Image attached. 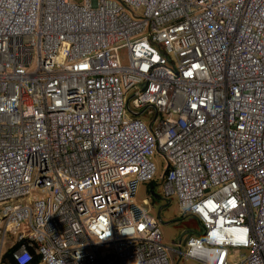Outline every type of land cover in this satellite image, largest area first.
<instances>
[{"label": "built area", "instance_id": "1", "mask_svg": "<svg viewBox=\"0 0 264 264\" xmlns=\"http://www.w3.org/2000/svg\"><path fill=\"white\" fill-rule=\"evenodd\" d=\"M151 182L264 264V0H0V264H176Z\"/></svg>", "mask_w": 264, "mask_h": 264}, {"label": "rangeland", "instance_id": "2", "mask_svg": "<svg viewBox=\"0 0 264 264\" xmlns=\"http://www.w3.org/2000/svg\"><path fill=\"white\" fill-rule=\"evenodd\" d=\"M120 53L125 54L126 49L120 50ZM124 62H126V60ZM142 115L146 121H148L150 118L146 112ZM153 160L158 167V174L156 178L160 180L159 175L164 171V159L161 158L159 154H157L153 157ZM149 185L150 184H141L139 186V191L135 199L136 202L140 206H143L144 199H148L149 207L151 208L152 212L156 215H158L159 212V221L163 231L164 242L169 248L175 249L174 251H170V257L175 261V263L193 264V262L186 261L185 259L181 258L180 254L176 250L180 247L179 243L181 241L183 243L182 247L185 246L186 237L195 235V232L201 231L198 222L190 215H182L178 210L177 203L174 198L169 202L168 200L161 199V196H157V200L154 201V197L149 193ZM154 186L155 188L157 187L156 190L160 194L159 186L157 184Z\"/></svg>", "mask_w": 264, "mask_h": 264}, {"label": "trees", "instance_id": "3", "mask_svg": "<svg viewBox=\"0 0 264 264\" xmlns=\"http://www.w3.org/2000/svg\"><path fill=\"white\" fill-rule=\"evenodd\" d=\"M149 184H150L149 185L150 186L149 193L154 197L153 200L156 201L157 200V196L160 197L161 194H159V192H157V190H156L157 187L155 188V186H154L155 182H151Z\"/></svg>", "mask_w": 264, "mask_h": 264}, {"label": "clouds", "instance_id": "4", "mask_svg": "<svg viewBox=\"0 0 264 264\" xmlns=\"http://www.w3.org/2000/svg\"><path fill=\"white\" fill-rule=\"evenodd\" d=\"M158 218H159V217H158ZM24 258H25V259H28V258H30V257H28L27 254L25 253V257H24Z\"/></svg>", "mask_w": 264, "mask_h": 264}, {"label": "crops", "instance_id": "5", "mask_svg": "<svg viewBox=\"0 0 264 264\" xmlns=\"http://www.w3.org/2000/svg\"><path fill=\"white\" fill-rule=\"evenodd\" d=\"M178 207V206H177ZM178 210H179V208H178ZM158 217H159V212H158V215H157Z\"/></svg>", "mask_w": 264, "mask_h": 264}]
</instances>
